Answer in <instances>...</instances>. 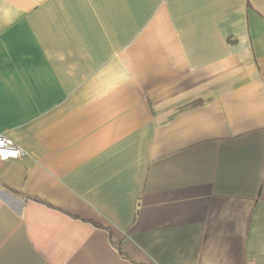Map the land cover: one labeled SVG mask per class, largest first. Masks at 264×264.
I'll return each mask as SVG.
<instances>
[{
	"label": "crops",
	"instance_id": "1",
	"mask_svg": "<svg viewBox=\"0 0 264 264\" xmlns=\"http://www.w3.org/2000/svg\"><path fill=\"white\" fill-rule=\"evenodd\" d=\"M0 264H264V0H0Z\"/></svg>",
	"mask_w": 264,
	"mask_h": 264
},
{
	"label": "built area",
	"instance_id": "2",
	"mask_svg": "<svg viewBox=\"0 0 264 264\" xmlns=\"http://www.w3.org/2000/svg\"><path fill=\"white\" fill-rule=\"evenodd\" d=\"M27 155V152L16 145L5 134L0 133V162L9 160H19ZM1 188V185H0ZM249 264H258L256 261H251Z\"/></svg>",
	"mask_w": 264,
	"mask_h": 264
}]
</instances>
